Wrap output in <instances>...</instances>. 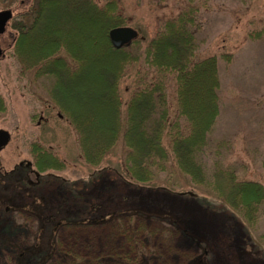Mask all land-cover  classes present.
<instances>
[{
  "label": "rangeland",
  "instance_id": "1",
  "mask_svg": "<svg viewBox=\"0 0 264 264\" xmlns=\"http://www.w3.org/2000/svg\"><path fill=\"white\" fill-rule=\"evenodd\" d=\"M33 2L0 0V10L12 12L0 34V129L9 133L8 142L0 147V264H18L22 258L24 264H186L200 256L202 248L208 252L207 264H264V206L248 226L214 193L209 179L218 168L232 169L237 178L264 187V0H117L118 25L137 30V42L127 48L136 60L116 78L122 109L130 93L142 88L138 82L158 81L165 73L162 88L170 117L175 116L177 72L155 64L152 50L143 59L147 43L167 19L175 25L178 15L191 12L187 28L193 33L194 59L215 57L217 114L200 154L204 182L211 189L180 171L168 137L163 140L167 167L156 173V186L131 183L117 174L126 153L121 139L98 164L84 162L77 132L52 100L59 75H36V66H25L13 52L15 23L26 22ZM97 2L104 5L105 0ZM73 24L69 21L64 27L77 28ZM95 25L99 35L102 29L99 22ZM105 50L101 46L90 58L106 64L113 56ZM66 53L60 48L53 56L68 59ZM90 88L85 81L73 86L74 93L83 92L85 98ZM103 117L93 120L101 124ZM35 145L52 151L61 166L31 176L27 163L34 161ZM173 180L176 189L162 185ZM32 203L31 212L15 210L20 205L28 209ZM134 210L140 212L135 216ZM114 213L120 215L111 219ZM157 213L170 215L183 230ZM99 217L107 218L91 221ZM19 250L24 251L22 258Z\"/></svg>",
  "mask_w": 264,
  "mask_h": 264
},
{
  "label": "trees",
  "instance_id": "2",
  "mask_svg": "<svg viewBox=\"0 0 264 264\" xmlns=\"http://www.w3.org/2000/svg\"><path fill=\"white\" fill-rule=\"evenodd\" d=\"M118 10L117 0H105L104 5L98 4L97 0H34L25 14L26 22L15 23L17 36L13 52L25 66H36V75L61 76V80L58 76V83H54L51 89L52 100L59 112L66 114L77 132L78 145L86 164H98L115 141L121 139L126 153L117 174L131 183L156 186L159 185L156 173L167 167V150L163 140L168 137L180 171L192 175L195 181L204 185L200 154L206 149L205 139L217 114L219 82L215 57L209 55L194 59L193 33L187 28L192 18L189 15L191 12L178 15L175 25L171 19H167L163 30L147 43L143 59L152 50L155 64L164 71L177 72L176 114L170 117L168 111L165 89L162 88L165 73L159 75L158 81L148 79L138 82L137 85H143L142 88L137 87L130 93L122 109L116 78L125 65L136 60V56L132 57L127 48L137 39L119 49L111 46L107 32L111 26L118 25ZM69 21L74 22L72 27L77 28H65V25L70 26ZM97 22L102 29L99 35L94 32L97 31L94 26ZM60 27L67 32L62 33ZM81 29L85 30L83 34ZM32 43L37 45L32 48ZM82 46L86 47L85 51ZM101 46H104L108 56H113L106 64L93 62L89 55L100 51ZM60 48L67 51L68 59L60 54L53 56ZM112 62L114 65H111ZM84 81L91 86L92 92L88 98H85V93L77 95L73 90L74 85H83ZM96 87L101 89L96 91ZM103 115L104 121L95 123L93 117ZM180 118H183L181 122ZM33 150L36 152L34 161L27 163V172L31 176L37 178L42 171L61 166L54 162L56 157L51 154L52 151H42L38 145L33 146ZM235 174L232 169L218 168L209 179L214 183V193L233 211L239 212L249 226L261 216L264 187L255 180L239 179ZM162 182L165 187L176 189L174 180L170 184L168 181ZM205 186L211 189L207 184ZM34 208L35 204L32 203L28 209L20 205L15 210L31 212ZM139 212L134 210L133 215ZM115 215L120 213H114L110 218H116ZM143 215L147 218L150 216L148 213ZM156 216L167 219L176 229L183 230L170 215L157 213ZM106 218L91 221L101 222ZM55 231L53 229V236ZM52 243L53 239L49 241L48 248L53 247ZM262 243L264 248V239ZM18 252V257L22 258L24 251ZM207 253V249L202 248V254L191 257L186 264H207ZM22 259L17 260L18 264H24Z\"/></svg>",
  "mask_w": 264,
  "mask_h": 264
},
{
  "label": "water",
  "instance_id": "3",
  "mask_svg": "<svg viewBox=\"0 0 264 264\" xmlns=\"http://www.w3.org/2000/svg\"><path fill=\"white\" fill-rule=\"evenodd\" d=\"M12 16L11 9L6 8L0 10V33L4 31L6 22ZM109 42L114 48H120L128 45L134 38L137 37V31L129 25H119L111 27L107 32ZM1 53V48H0ZM9 140V133L0 129V147L5 145Z\"/></svg>",
  "mask_w": 264,
  "mask_h": 264
}]
</instances>
